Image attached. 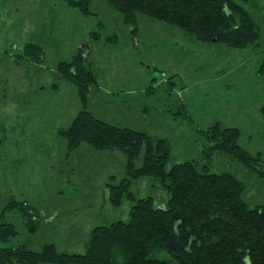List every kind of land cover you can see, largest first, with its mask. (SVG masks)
Returning <instances> with one entry per match:
<instances>
[{
	"label": "rangeland",
	"instance_id": "rangeland-1",
	"mask_svg": "<svg viewBox=\"0 0 264 264\" xmlns=\"http://www.w3.org/2000/svg\"><path fill=\"white\" fill-rule=\"evenodd\" d=\"M246 5L260 44L234 49L146 15L133 33L108 0H93L90 15L71 0H0V216L14 199L40 214L31 231L7 211L18 234L0 246L41 251L53 243L62 253H85L95 227L130 219L136 201L114 206L109 198V185L128 176L126 154L89 142L68 147L64 132L83 110L167 139L168 169L196 160L210 173L236 174L250 205H264V0ZM27 44L43 48L41 62L25 53ZM81 49L93 73L84 92L57 73ZM217 128L238 129L239 144L261 161L248 168L224 152L207 158L206 135ZM132 191L165 204L166 192L151 177L134 180Z\"/></svg>",
	"mask_w": 264,
	"mask_h": 264
},
{
	"label": "trees",
	"instance_id": "trees-1",
	"mask_svg": "<svg viewBox=\"0 0 264 264\" xmlns=\"http://www.w3.org/2000/svg\"><path fill=\"white\" fill-rule=\"evenodd\" d=\"M71 1L83 14H91L93 0ZM108 1L133 33H137L139 16L146 15L209 44L234 49L260 44L259 26L246 5L250 0ZM25 49L32 59H44L41 46L27 44ZM83 51L71 62L60 63L57 73L84 92L93 83V73ZM259 73L264 77V62ZM64 133L70 150L89 142L99 150L118 149L126 154L128 176L109 185V198L114 206L136 201L130 219L95 227L85 253H62L53 243L41 251L11 243L0 246V264H264V205H250L246 184L236 174L210 173L208 165L200 169L196 160L168 169L167 139L107 123L85 110ZM209 133L210 146L202 152L207 158L224 152L248 168L261 161L260 154L253 156L239 144L238 129L217 128ZM141 177L160 183L166 192L165 204L153 197L136 198L132 185ZM7 211L18 213L29 230L38 229L36 208L11 200L0 216L1 242L9 243L18 234L15 224L5 221Z\"/></svg>",
	"mask_w": 264,
	"mask_h": 264
}]
</instances>
